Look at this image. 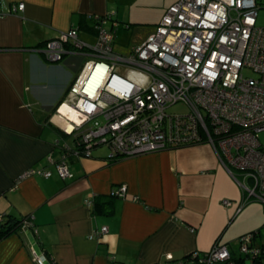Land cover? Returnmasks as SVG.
I'll return each mask as SVG.
<instances>
[{"label":"crops","instance_id":"crops-1","mask_svg":"<svg viewBox=\"0 0 264 264\" xmlns=\"http://www.w3.org/2000/svg\"><path fill=\"white\" fill-rule=\"evenodd\" d=\"M146 1L0 0V217L31 220L0 241V264H36L35 256L43 264H169L168 255L174 263L215 243L233 249L247 235L231 225L250 201L242 204L243 191L209 145L113 162L95 153L98 148L84 157L75 137L55 141L69 125L54 114L83 59L49 63L42 54L45 42L77 29L92 43L94 20L111 16L116 25H130L133 45L113 42L116 52L128 54L174 4L164 1L155 12L153 0ZM19 4L23 10L13 13ZM62 156L72 180H61L47 162ZM30 169L52 175L21 179ZM120 186L126 192L113 200L112 214H95V200L106 201ZM103 227L107 233L89 239Z\"/></svg>","mask_w":264,"mask_h":264},{"label":"built area","instance_id":"built-area-1","mask_svg":"<svg viewBox=\"0 0 264 264\" xmlns=\"http://www.w3.org/2000/svg\"><path fill=\"white\" fill-rule=\"evenodd\" d=\"M23 8L19 4L12 11ZM258 10L257 0H178L128 54L114 50L117 25L111 16L94 20L92 43L77 29L59 33L45 42L44 59L52 64L66 56L83 59L54 114L70 126L63 125L62 132L77 138L84 157L103 147L113 162L209 145L243 191L242 204H264V28L257 26ZM177 103L188 112L167 115L165 110ZM47 162L61 180L74 178L65 156ZM51 175L30 169L20 177ZM125 192L120 186L112 194L123 198ZM30 225L27 220L25 226ZM105 233L103 227L89 239ZM257 237L241 236L237 250L215 243L204 254H189L185 263H171L169 255L165 259L169 264H264V245L256 244ZM34 259L43 264L42 258Z\"/></svg>","mask_w":264,"mask_h":264},{"label":"rangeland","instance_id":"rangeland-1","mask_svg":"<svg viewBox=\"0 0 264 264\" xmlns=\"http://www.w3.org/2000/svg\"><path fill=\"white\" fill-rule=\"evenodd\" d=\"M164 1H170V0H153V5L155 6L154 10L157 11L160 7V3H163ZM178 0H172V4L177 2ZM149 3L150 0H147L146 3ZM258 4V16H257V26L264 28V0H257ZM116 32L114 33V41L115 44L129 47L130 45H133V42L130 37L131 30L125 29L124 26L117 25ZM113 41V42H114ZM244 75L247 77H255V75L251 72L244 71ZM188 112V108L181 104L177 103L168 109L165 110V113L167 115H182L186 114ZM59 133L56 136L55 141H59L61 143L69 142L72 140L71 135H66L62 133L60 130ZM261 140H264V133L260 136ZM96 152H99L100 154H104L107 156L106 149L101 147L98 148ZM233 229L239 228L240 230L246 231L245 234H249L252 232H257L259 230V235L256 238V244L257 245H264V204L258 201L251 200L249 203L242 206V208L237 212L235 215V218L232 222ZM232 247H234V250H237L238 247V239L234 241Z\"/></svg>","mask_w":264,"mask_h":264},{"label":"trees","instance_id":"trees-1","mask_svg":"<svg viewBox=\"0 0 264 264\" xmlns=\"http://www.w3.org/2000/svg\"><path fill=\"white\" fill-rule=\"evenodd\" d=\"M125 29H130V25L124 24ZM106 201L102 199H97L93 203V212L95 214H101V215H110L113 212V200L117 199L118 197L111 194L108 197H104ZM25 218L18 219L12 215H7L6 217H0V241L8 237L9 235L18 232L25 226ZM259 234V231L254 234ZM206 253V252H204ZM204 253H198V254H204ZM191 258L189 256H186L181 261L187 262Z\"/></svg>","mask_w":264,"mask_h":264},{"label":"bare ground","instance_id":"bare-ground-1","mask_svg":"<svg viewBox=\"0 0 264 264\" xmlns=\"http://www.w3.org/2000/svg\"><path fill=\"white\" fill-rule=\"evenodd\" d=\"M69 127H70V126H69ZM69 129H70V128H69ZM69 129H68V130H69Z\"/></svg>","mask_w":264,"mask_h":264}]
</instances>
